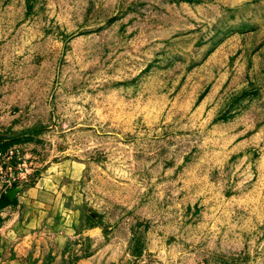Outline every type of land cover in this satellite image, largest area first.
<instances>
[{
	"label": "rangeland",
	"instance_id": "374dc122",
	"mask_svg": "<svg viewBox=\"0 0 264 264\" xmlns=\"http://www.w3.org/2000/svg\"><path fill=\"white\" fill-rule=\"evenodd\" d=\"M13 149L67 260L264 264V0H0Z\"/></svg>",
	"mask_w": 264,
	"mask_h": 264
},
{
	"label": "crops",
	"instance_id": "0c3cea01",
	"mask_svg": "<svg viewBox=\"0 0 264 264\" xmlns=\"http://www.w3.org/2000/svg\"><path fill=\"white\" fill-rule=\"evenodd\" d=\"M39 184L13 197L0 193V264H92V258H65L83 230L61 222L64 216L50 208L51 194ZM83 232L97 236L95 228Z\"/></svg>",
	"mask_w": 264,
	"mask_h": 264
},
{
	"label": "built area",
	"instance_id": "2783aa9c",
	"mask_svg": "<svg viewBox=\"0 0 264 264\" xmlns=\"http://www.w3.org/2000/svg\"><path fill=\"white\" fill-rule=\"evenodd\" d=\"M7 161H15L19 168L25 173V176L29 178L26 180H21L19 176H16L12 173V168L8 166L5 170L4 176H9V178L6 180V183L1 184L0 188L5 186L9 189V191L16 190V194H19L20 191L26 186L35 184L39 176L38 170L34 161H29V157H27V155L18 149H13L7 154ZM0 170L1 173L4 172L2 167H0Z\"/></svg>",
	"mask_w": 264,
	"mask_h": 264
},
{
	"label": "water",
	"instance_id": "95a60500",
	"mask_svg": "<svg viewBox=\"0 0 264 264\" xmlns=\"http://www.w3.org/2000/svg\"><path fill=\"white\" fill-rule=\"evenodd\" d=\"M16 194V190H10L8 193H6L7 196H14Z\"/></svg>",
	"mask_w": 264,
	"mask_h": 264
}]
</instances>
